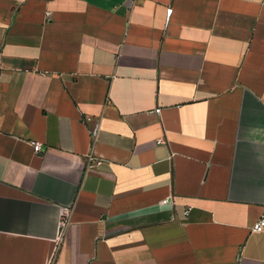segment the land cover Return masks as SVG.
<instances>
[{
	"label": "crops",
	"instance_id": "obj_1",
	"mask_svg": "<svg viewBox=\"0 0 264 264\" xmlns=\"http://www.w3.org/2000/svg\"><path fill=\"white\" fill-rule=\"evenodd\" d=\"M263 210L264 0H0V264H264Z\"/></svg>",
	"mask_w": 264,
	"mask_h": 264
},
{
	"label": "built area",
	"instance_id": "obj_2",
	"mask_svg": "<svg viewBox=\"0 0 264 264\" xmlns=\"http://www.w3.org/2000/svg\"><path fill=\"white\" fill-rule=\"evenodd\" d=\"M32 146H33V149H34V152L36 153H39L41 152L42 150V145L37 143V142H32ZM91 159L93 161H96L97 159L91 157ZM98 163V161H97ZM162 204H168V203H171V199L167 198L165 200H162L161 202ZM69 213H68V210H64L63 213H62V217H61V220H60V223H59V232H58V236H57V242L60 243L64 236H65V233H66V230L68 228V225H69ZM252 230L256 233H263L264 232V210H263V214L261 216V218L256 222V224L253 226ZM50 264H51V261H50Z\"/></svg>",
	"mask_w": 264,
	"mask_h": 264
}]
</instances>
